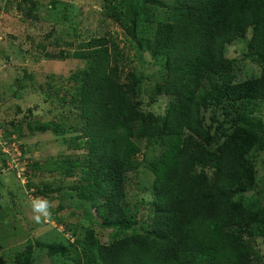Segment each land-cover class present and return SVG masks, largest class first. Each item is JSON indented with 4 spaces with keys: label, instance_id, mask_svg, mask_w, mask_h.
<instances>
[{
    "label": "trees",
    "instance_id": "obj_1",
    "mask_svg": "<svg viewBox=\"0 0 264 264\" xmlns=\"http://www.w3.org/2000/svg\"><path fill=\"white\" fill-rule=\"evenodd\" d=\"M101 1L103 14L128 39L107 33L78 40L75 50L71 39L55 36L49 43L60 47L62 40L64 51L73 50L72 59L84 63L67 78L48 75L40 97L30 98L60 105L61 119L42 120L29 109L24 117L0 111V172L10 170L17 180L19 169L9 165L26 161L29 203V194L68 197L67 207L60 201L51 212L73 236L72 242L63 234L61 240L28 241L12 249L10 264H264L256 246L264 243V196L252 194L264 153V119L256 114L264 105V0ZM26 10L34 27L37 3ZM66 21L61 13L54 24ZM247 33L245 55L255 54L261 73L241 78L227 48ZM128 46L140 62L147 53L159 66L153 86L145 87L150 79L133 66ZM34 78L23 72L15 83L23 90L24 80ZM61 82L68 86L62 89ZM143 90L166 98L163 114L142 109ZM22 122L36 137L60 139V152L75 154L32 161L18 139ZM142 169L151 181L141 203L129 208L127 183ZM43 171L74 182L66 189L53 188L54 180L32 182L34 172ZM10 193H0V201L8 202ZM61 210L74 222L64 223ZM6 228L12 240V225ZM40 251L45 259L39 262Z\"/></svg>",
    "mask_w": 264,
    "mask_h": 264
},
{
    "label": "rangeland",
    "instance_id": "obj_2",
    "mask_svg": "<svg viewBox=\"0 0 264 264\" xmlns=\"http://www.w3.org/2000/svg\"><path fill=\"white\" fill-rule=\"evenodd\" d=\"M18 1L20 4L22 3L20 7H18ZM35 2L39 14L37 23L31 21L33 27L27 22L31 16L27 15L26 8L35 6ZM56 4L57 8L54 7ZM65 7H67V10H64ZM59 11H62L61 13L67 17V21L55 25L54 20L61 14ZM107 33H115L123 43L128 39L123 37L120 27L103 14L101 0H25L24 4L22 0H0V111L9 116L21 111V116L24 117L28 113L27 109H29L33 110L34 115L42 116V120L61 119L62 110L59 108L60 105L54 103L47 106L42 101L30 100V98L40 97V89L47 87L45 83L48 75L53 74L60 79L67 78L72 72L79 71L84 63L72 59L71 52L73 50L64 51L67 47L62 40L60 41V47L49 45V43L55 39V36H59L61 39H71L72 47L70 49L75 50L78 40L106 36ZM47 35L49 37L45 38ZM246 36L245 41L238 40V42H233L227 48V56L236 60L238 75L241 78L250 74L259 75L261 73V65L258 63L255 54L247 52V56L245 55L250 34L247 33ZM131 45L134 46V44ZM128 50L133 66L142 68L144 75L150 79L145 87L153 86L154 81L159 76V66L156 63L153 64L147 53L140 55L144 61L140 62L139 56L135 54V49L128 46ZM23 72L33 75L35 78L24 80L22 87L24 88L25 85L26 87L21 90V87L19 88L15 83V77L22 78ZM59 85L62 89H65L68 83L61 82ZM60 93L62 94V92ZM13 94L15 96H12ZM140 100L143 110L153 111L155 114H163L167 103L166 98L161 97L159 100L154 96L152 98L144 90ZM53 101L56 102V99H53ZM256 114L264 119V105L257 109ZM63 115L69 116L67 114ZM205 120L209 123L210 119L208 117ZM18 129H20L19 131L22 132L23 136L17 138L26 151V156H31L30 159L34 162L43 164L47 161L62 159L63 156L69 154H75L64 148L60 152L62 149L60 139L53 137L50 133L39 134L36 137L29 133L24 122L21 123ZM215 140L216 143H220L217 138ZM16 152L20 153L19 150ZM156 153H158L157 150ZM23 163H26V161L15 165L10 164L12 169L15 166L19 169L17 180L9 173L10 170L0 172V185L5 184V188H0V193L4 194L6 189L11 192L8 202L0 201V264H10L11 256L9 254L13 252L12 249H21L28 241H41L48 238L61 240L59 234H63L64 239H68L70 242L73 241L70 232L63 233V224L55 222L54 217L51 223L37 224L33 219L34 213L31 209V202L29 203L26 199L23 190L27 189L28 193L32 190L27 188L23 175ZM36 173L37 175H35ZM34 175H32V182L37 185L54 180L53 188L62 186L66 189L67 185L74 182V178L61 180L60 172L53 174L46 171L34 172ZM257 175V188L252 194L264 196V153L257 159ZM150 181L151 176L147 169H142L130 176L126 195V203L129 208L132 207V203H141V198L144 195L143 190L149 186ZM29 195L28 198L32 200V196L29 197ZM49 197L54 209L60 201L64 207L69 205L68 197H62V193L54 192ZM1 198L4 199V196ZM4 202H6V205L3 204ZM142 209L149 211V206L145 208L143 205ZM8 212L10 213L9 216H7ZM68 213L61 210L58 215L64 217V219L66 218L64 223L74 222L70 217L67 219ZM81 215L82 213L79 212L74 217H81ZM8 223L12 225V240L6 234ZM98 230L96 229V231ZM98 233H101V231ZM100 240L102 242L107 240L106 233L100 235ZM256 246L259 252L264 255V243L258 240ZM42 254L41 251L37 252L39 262L42 258L45 259L41 256Z\"/></svg>",
    "mask_w": 264,
    "mask_h": 264
},
{
    "label": "clouds",
    "instance_id": "obj_3",
    "mask_svg": "<svg viewBox=\"0 0 264 264\" xmlns=\"http://www.w3.org/2000/svg\"><path fill=\"white\" fill-rule=\"evenodd\" d=\"M52 207H53V203L48 198H41V197L33 198L31 200V209H32V212L34 213L33 219L35 220V222L37 224L51 223L52 222V212H51Z\"/></svg>",
    "mask_w": 264,
    "mask_h": 264
}]
</instances>
